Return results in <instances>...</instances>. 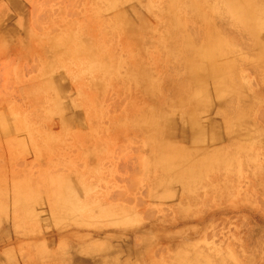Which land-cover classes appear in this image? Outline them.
Listing matches in <instances>:
<instances>
[{
	"label": "rangeland",
	"instance_id": "rangeland-1",
	"mask_svg": "<svg viewBox=\"0 0 264 264\" xmlns=\"http://www.w3.org/2000/svg\"><path fill=\"white\" fill-rule=\"evenodd\" d=\"M0 264H264V0H0Z\"/></svg>",
	"mask_w": 264,
	"mask_h": 264
},
{
	"label": "bare ground",
	"instance_id": "bare-ground-1",
	"mask_svg": "<svg viewBox=\"0 0 264 264\" xmlns=\"http://www.w3.org/2000/svg\"><path fill=\"white\" fill-rule=\"evenodd\" d=\"M225 11V10H224ZM242 11H244V9H238V6H231V7H229L228 8V12L229 13H231V14H235V18L238 20V19H243L242 18ZM245 20L247 19V18H244ZM243 26V25H242ZM249 31V30H248ZM247 36V35H246ZM248 38H250V37H248ZM251 45V44H250ZM225 59V58H224ZM209 63V62H208ZM211 64V63H210ZM215 64V63H214ZM213 64V65H214ZM217 64V63H216ZM209 65V64H208ZM212 65V66H213ZM211 66V65H210ZM224 66H225V64H224ZM214 67V66H213ZM213 67H212V70H214L213 69ZM208 68L210 69L211 67H209L208 66ZM227 68V67H226ZM211 73V72H210ZM212 75V74H211ZM224 77V76H223ZM215 78V77H214ZM235 78V77H234ZM224 80H226V79H224ZM233 82V81H232ZM212 84V83H211ZM227 84V83H226ZM223 84H221V86H222ZM221 86H219V87H221ZM215 88V87H214ZM218 88V87H217ZM216 88V89H217ZM225 88V87H224ZM220 92V91H219ZM215 93H217V92H215ZM216 97V96H215ZM215 99V98H214ZM228 108V107H227ZM234 118H235V116H234ZM189 124H188V126L189 125H192V124H190L191 122H188ZM7 129V128H6ZM15 132H16V130H15ZM212 141H214V140H212ZM215 142V141H214ZM214 142H212V143H214ZM216 143V142H215ZM169 150V149H168ZM169 152H170V150H169ZM153 153H154V157H156V155H155V151H153ZM168 153V152H167ZM157 158V157H156ZM155 160H157V159H155ZM154 160V161H155ZM157 162V161H156ZM237 165V164H236ZM207 168H203V169H205V170H207V172H204V173H206V176L209 174H215V170H218V171H224V176L223 177H214V178H210L209 180L207 179V183L204 185V186H212L214 183H213V181H215V183L216 182H220V181H223L225 184H228V186H226L227 187V189H229L228 187H230V186H232L233 188H240V189H242L243 187L242 186H238V184H235V181H233L232 179H231V177H228V175H230V174H232L233 173V161L232 160H227V159H222V157L221 156H218L217 157V159H215V160H212V161H210L209 163H208V165L206 166ZM189 174V173H188ZM198 172L196 173L195 172V170L194 171H192L190 174H189V180H190V183H193L194 181H195V178L196 177H198ZM208 175V176H209ZM213 180V181H212ZM165 182H163L165 185H169V184H171V183H173V181H170V182H167L166 180H164ZM174 181H181V180H174ZM215 185V184H214ZM203 187V186H202ZM223 187H225V186H223ZM219 188V187H218ZM185 189V188H184ZM188 189L191 191V189H192V186H190V187H188ZM200 189H204V188H200ZM221 189H225V188H221ZM220 189V190H221ZM187 190V189H186ZM233 191V190H232ZM231 191H229V193H230ZM193 194H196L195 192H193ZM214 194V193H213ZM213 196H215V195H213ZM191 197V196H190ZM191 198H195V195H194V197H191ZM220 198H222V197H220ZM62 208V207H61ZM34 224V223H33Z\"/></svg>",
	"mask_w": 264,
	"mask_h": 264
}]
</instances>
